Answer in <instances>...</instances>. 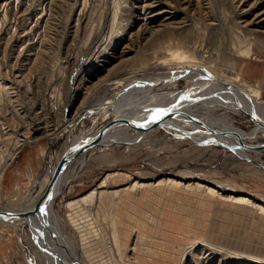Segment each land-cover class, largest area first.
I'll return each instance as SVG.
<instances>
[{
    "label": "rangeland",
    "instance_id": "1",
    "mask_svg": "<svg viewBox=\"0 0 264 264\" xmlns=\"http://www.w3.org/2000/svg\"><path fill=\"white\" fill-rule=\"evenodd\" d=\"M178 52L256 87L264 101V0H0V157L19 149L4 171L0 207L36 193L62 148L115 115L116 106L97 112L105 101L137 77L171 74ZM189 108L243 145L264 142L250 118L221 104ZM148 138L89 148L65 173L51 209L75 257L264 264V210L252 207L264 209V170L163 128ZM30 227L0 222V264H60Z\"/></svg>",
    "mask_w": 264,
    "mask_h": 264
},
{
    "label": "bare ground",
    "instance_id": "2",
    "mask_svg": "<svg viewBox=\"0 0 264 264\" xmlns=\"http://www.w3.org/2000/svg\"><path fill=\"white\" fill-rule=\"evenodd\" d=\"M151 16H153V14H151L150 17ZM245 54V52L244 54L242 53L244 56ZM175 58V62L180 63V66L172 71L171 74L161 73L152 76L137 77L130 83V91L126 92L123 96L118 98V100L113 98L109 103H106V101L105 103L102 102L103 104L97 112L100 113L105 110L106 107L111 108L116 106L117 111L112 118H118L120 121L106 132L103 140L97 145H108L109 143L129 144L147 140L151 132L163 128L168 132L170 131L178 136L190 138L198 142L204 138H215L223 147L228 149L229 146L232 149H230V151L236 153L253 167L262 170V168L256 166L254 162L264 166V163L260 160L261 153L264 151V148H261L260 144L264 142H257L256 144H248L244 145L245 147H241L243 144L240 143L239 139L236 138L233 133L217 131L223 134L218 135L205 129L204 126L207 124L202 121V115L192 114L189 108L193 107L191 109H195L199 107L209 110L221 104L227 111L233 114L244 115L250 118L257 126L256 133L264 136V101L259 100L257 88L251 85H242L240 82L230 78H221L214 70L205 64L188 61L184 53H176ZM180 79L186 80L187 82L182 87L177 88L176 83ZM181 97L187 98L181 99ZM174 106L177 107L178 113L170 116H166L163 113L160 115L159 119L155 121L151 120L153 113H155L157 109H164L166 111ZM133 121L143 124L144 131L138 129L139 125L137 127L133 125ZM156 123H161L164 127H152V125ZM105 124L106 123L102 124L101 127ZM101 127L96 130H90L81 138L73 141L70 145L59 151L56 163L52 165L51 169L45 173L42 178L37 179L36 183L38 185V190L36 193H30L19 206L13 208L0 207V210L8 212H23L29 210L44 193L61 155L72 145L94 136ZM57 132L56 130L51 133L50 139L56 138ZM97 145L92 148H95ZM18 150L16 148L6 157H0V186L5 167ZM49 151L50 146L44 150V159L48 157ZM86 151L87 149L76 156L58 176L54 187L53 198L43 213L31 216L30 218L17 217L8 218L6 221H0L12 225L25 221L28 222L31 225V231L36 235L42 245L45 246L53 260L56 263L60 262V264H84L75 257L68 242L59 236L58 223L54 219L51 204L54 203L59 194L58 191L62 186V179L65 173L71 170L72 164L81 160ZM113 174L115 173L108 175L110 177ZM127 188L125 187V189ZM238 199L242 202L247 201L245 197H238ZM252 207H259L261 210H264L257 204H253ZM234 264L242 263L235 262Z\"/></svg>",
    "mask_w": 264,
    "mask_h": 264
},
{
    "label": "water",
    "instance_id": "3",
    "mask_svg": "<svg viewBox=\"0 0 264 264\" xmlns=\"http://www.w3.org/2000/svg\"><path fill=\"white\" fill-rule=\"evenodd\" d=\"M178 113V109L176 106L171 107L170 109L166 110L164 112V115L170 116ZM118 118H112L104 126H102L97 133H95L94 136L91 138H87L85 140H82L71 147H69L60 157L58 160L56 167L53 170V173L51 175L50 181L42 194V196L38 199V201L29 209L23 212H8V211H1L0 210V221H6L8 218H17V217H25V218H30L31 216L38 215L39 213H43L45 208L48 206L49 202L52 200L53 195H54V187L56 184V181L58 179V176L61 174V172L68 166V164L76 157L78 156L81 152L88 148H92L95 145L99 144L103 138L105 137L106 132L111 129L113 125L118 123ZM136 121H133L135 123ZM132 123V124H133ZM134 125V124H133ZM139 125V130L144 131L143 124ZM136 125V127L138 126ZM152 127H164L163 124L161 123H156L152 125ZM205 129H208L210 132H214V134H222L221 132H217L213 130L210 127L204 126ZM150 129V128H149ZM223 135V134H222ZM215 142V143H214ZM217 144L221 146L222 144L219 143L215 138H204L199 142V144L202 145H208V144ZM245 147L244 145H241V147ZM261 148H264V143L260 144ZM228 149L230 150L231 148L228 146ZM232 150V149H231ZM256 166H259L260 168L264 169L263 165H259L254 162ZM43 210V211H41Z\"/></svg>",
    "mask_w": 264,
    "mask_h": 264
},
{
    "label": "crops",
    "instance_id": "4",
    "mask_svg": "<svg viewBox=\"0 0 264 264\" xmlns=\"http://www.w3.org/2000/svg\"><path fill=\"white\" fill-rule=\"evenodd\" d=\"M17 157V156H16ZM16 157L14 156L11 160H10V162L7 164V166L8 165H10L11 164V162H13L15 159H16ZM6 166V167H7ZM6 167H5V169H6ZM27 167H28V169H27V176H28V180L30 181L31 179H32V164L31 163H29L28 165H27ZM5 171V170H4ZM4 175V174H3Z\"/></svg>",
    "mask_w": 264,
    "mask_h": 264
},
{
    "label": "snow or ice",
    "instance_id": "5",
    "mask_svg": "<svg viewBox=\"0 0 264 264\" xmlns=\"http://www.w3.org/2000/svg\"><path fill=\"white\" fill-rule=\"evenodd\" d=\"M186 98H187V97H181V99H186ZM164 112H165L164 109H157V110L155 111V113H153V115H152V117H151V120H152V121H155V120L159 119L160 115L163 114ZM41 211H43V210H41Z\"/></svg>",
    "mask_w": 264,
    "mask_h": 264
}]
</instances>
